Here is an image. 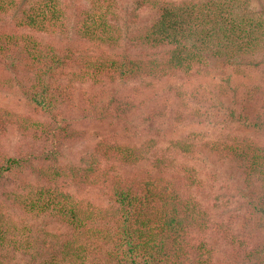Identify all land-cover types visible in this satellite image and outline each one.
<instances>
[{
  "label": "trees",
  "instance_id": "16d2710c",
  "mask_svg": "<svg viewBox=\"0 0 264 264\" xmlns=\"http://www.w3.org/2000/svg\"><path fill=\"white\" fill-rule=\"evenodd\" d=\"M152 80L264 131V0H0V89L30 112L0 107V141H22L0 144V264H264V145L198 146L247 199L226 220L177 159L201 151L186 140L159 151L107 135L63 162L88 140L81 122L115 132L141 115L161 133L165 108L122 88Z\"/></svg>",
  "mask_w": 264,
  "mask_h": 264
},
{
  "label": "rangeland",
  "instance_id": "374dc122",
  "mask_svg": "<svg viewBox=\"0 0 264 264\" xmlns=\"http://www.w3.org/2000/svg\"><path fill=\"white\" fill-rule=\"evenodd\" d=\"M249 77H245L250 83L255 79V74L251 73ZM237 81V77H234ZM240 81V80H239ZM169 86H181L178 80L164 81H143L135 83H127L122 88L128 93H137V98L147 100L142 103L152 102L158 104L166 113V117L161 127V133L146 131V127L140 121L141 115H137L134 121L128 123L121 121L119 131H114L112 128L93 123L81 122L78 123V128L86 132L88 140H82L79 144H72L64 148V163H78L87 155L94 145L107 135H115L122 142L131 145H146L152 142L159 151L168 148L174 150L176 141L186 140L196 144L195 148L207 140H216L222 137L234 136L236 138L246 137L258 145H264V131L257 127H252L248 124L237 123L231 121L227 115L226 109L212 108L206 105L195 104L186 99L184 105L182 99L171 100L169 97ZM187 92L188 86H184ZM157 105V106H158ZM184 106L189 107L186 109ZM0 107L20 114H29L28 105L21 94L14 88L0 89ZM149 133V134H148ZM9 152L14 154L21 150L22 141L17 133L9 131L6 138L0 141ZM197 154H185L181 158L177 154V159L183 162L189 168L194 167L198 172L201 183L205 187V199L210 207H216V211L226 220L227 216L239 218L245 212L246 197L244 192L239 191L235 187V183L228 180L225 171L217 163L216 158L208 155V152L202 149ZM240 221H236L238 225Z\"/></svg>",
  "mask_w": 264,
  "mask_h": 264
}]
</instances>
